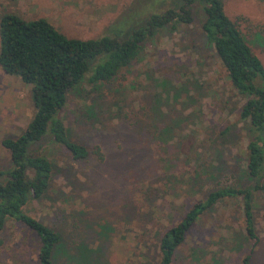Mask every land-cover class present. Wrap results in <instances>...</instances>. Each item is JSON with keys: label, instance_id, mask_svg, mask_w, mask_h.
<instances>
[{"label": "rangeland", "instance_id": "obj_1", "mask_svg": "<svg viewBox=\"0 0 264 264\" xmlns=\"http://www.w3.org/2000/svg\"><path fill=\"white\" fill-rule=\"evenodd\" d=\"M158 1L0 0V15L44 18L66 38L85 40L123 18L134 22ZM222 3L264 68V0ZM192 12V25L160 32L108 84L83 82L67 95L60 118L69 138L98 148L102 162H74L51 141L36 147L51 164V179L24 210L58 234L55 264H155L160 236L193 203L216 188L250 185L240 100L203 43L201 12ZM33 112L30 86L0 70V142L16 137ZM165 127L171 130L158 135ZM8 166L0 144V170ZM253 201L251 252L241 201L226 198L199 216L171 264H240L246 254L249 264H264V193ZM36 249L32 233L6 222L0 264H37Z\"/></svg>", "mask_w": 264, "mask_h": 264}, {"label": "trees", "instance_id": "obj_2", "mask_svg": "<svg viewBox=\"0 0 264 264\" xmlns=\"http://www.w3.org/2000/svg\"><path fill=\"white\" fill-rule=\"evenodd\" d=\"M19 1V0H13ZM158 6L106 28L96 39L66 38L44 18L24 20L14 13L0 15V70L30 86L33 115L14 138L1 140L9 166L0 170V232L6 222L23 226L37 242V264H55L59 237L51 228L25 212L49 186L51 164L37 152L41 142L62 147L74 162L93 157L102 162L98 148L88 150L72 141L60 118L67 95L81 83L104 85L136 60L145 44L168 29L178 31L194 23L193 8L202 14L199 32L225 72L231 94L240 100L237 120L245 139L244 171L248 187H220L195 202L159 239L155 264H171L173 255L199 216L217 202L239 198L246 237L257 243L252 223L253 195L264 193V68L247 45L238 25L223 10L222 0H161ZM135 8V5H133ZM139 7V6H138ZM182 85L179 86L181 88ZM169 127L159 134L167 133ZM249 264V254L240 258Z\"/></svg>", "mask_w": 264, "mask_h": 264}]
</instances>
